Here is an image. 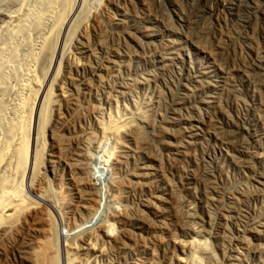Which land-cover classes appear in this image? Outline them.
Here are the masks:
<instances>
[{
  "label": "rangeland",
  "instance_id": "1",
  "mask_svg": "<svg viewBox=\"0 0 264 264\" xmlns=\"http://www.w3.org/2000/svg\"><path fill=\"white\" fill-rule=\"evenodd\" d=\"M84 17L23 183L37 208L0 228V264H36L48 218L60 264L74 242L77 264H186L197 235L203 264H264V0H91ZM106 223L100 255L86 239Z\"/></svg>",
  "mask_w": 264,
  "mask_h": 264
},
{
  "label": "bare ground",
  "instance_id": "2",
  "mask_svg": "<svg viewBox=\"0 0 264 264\" xmlns=\"http://www.w3.org/2000/svg\"><path fill=\"white\" fill-rule=\"evenodd\" d=\"M90 1L0 0V8L7 10V19H4L0 32V228L17 224L25 211L37 208L25 198L23 183L28 179L32 184L34 178L41 174L39 169L45 143L44 129L53 99L54 82L61 77V61L67 53V44L73 33L78 27L87 29L84 16ZM58 92L63 97V87ZM8 167L14 171L13 178L16 176L13 182L10 177L12 174L7 173L10 171ZM80 196L86 205L90 197L82 192ZM86 208H89L88 204ZM48 219L47 232L44 230L43 238L35 240V248L32 247L36 264H60L53 226L55 220ZM112 228L111 224L106 223L100 234L92 232L87 239V235L80 239H86L92 251L103 255L107 250L100 243V238L111 239ZM4 233H7V229ZM204 240L197 235L181 241L178 245L184 255L179 260L186 264H203L204 257L210 254ZM81 249L76 242L67 243L66 263L77 264L75 252Z\"/></svg>",
  "mask_w": 264,
  "mask_h": 264
}]
</instances>
